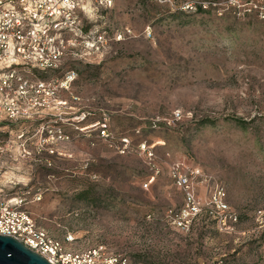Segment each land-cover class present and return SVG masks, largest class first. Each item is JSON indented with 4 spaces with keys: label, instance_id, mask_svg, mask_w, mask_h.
I'll list each match as a JSON object with an SVG mask.
<instances>
[{
    "label": "rangeland",
    "instance_id": "obj_1",
    "mask_svg": "<svg viewBox=\"0 0 264 264\" xmlns=\"http://www.w3.org/2000/svg\"><path fill=\"white\" fill-rule=\"evenodd\" d=\"M180 1L114 0L104 21L109 37L117 29L122 41L100 60L91 54L54 74L59 83L74 73L57 94L65 102L55 110L61 139L40 141L43 155L10 163L21 171L11 194L23 192L36 224L59 242L70 234L79 251L102 247L127 264H264V23L176 13ZM175 112L180 119L171 122ZM103 117L112 140L82 130ZM201 119L210 124L199 126ZM120 136L133 148L153 145L159 173L147 189L143 161L115 151ZM12 152L22 154L18 144ZM172 163L218 182L236 224L226 229L208 210L177 224L181 194L166 174ZM90 185L97 187L88 198L77 199ZM36 188L40 201L28 203ZM196 194L204 203L202 186Z\"/></svg>",
    "mask_w": 264,
    "mask_h": 264
},
{
    "label": "built area",
    "instance_id": "obj_2",
    "mask_svg": "<svg viewBox=\"0 0 264 264\" xmlns=\"http://www.w3.org/2000/svg\"><path fill=\"white\" fill-rule=\"evenodd\" d=\"M113 2L114 0H0V132L6 137L3 141L0 139V236L19 242L48 264H127L125 258L108 255L102 247L80 251L74 249V239L70 234L64 236L63 242L51 238L26 210L27 202L23 192L11 194L19 183L14 182L9 175L10 163L28 156L26 145L20 137L16 136L18 140L11 138L14 127L40 112L55 113L65 103L57 100L58 89L67 90L74 73L67 71L59 83L54 74L66 64L91 61V54L100 60L111 42L122 41V32L117 29L109 37V28L104 21ZM196 7L211 10L217 17L228 15L237 20L250 17L264 23V0L185 1L182 10L193 12ZM67 109L73 110L70 107ZM84 118L85 115L81 114L79 120ZM75 119L74 114V118L71 116L73 130ZM178 119L179 113H173L171 122ZM152 122L159 121L155 119ZM92 128H96L97 139H113L108 131L106 117L94 125L88 124L82 130L90 132ZM60 134L55 127L47 140H34L31 154L36 157L41 155L43 147L40 141H49L53 137L61 139ZM62 139L68 140V137L63 135ZM17 144L22 154L15 157L12 145ZM152 148L153 145H146L144 141L133 148L126 136H120L118 147H115L120 155H137L148 168L149 174L141 184L142 189H147L159 173ZM46 152L54 156L59 154L51 149ZM166 174L181 194V205L173 213L177 224L194 219L202 210H208L218 224L226 229L236 224V215L226 205L224 191L218 182L195 167L179 163L169 165ZM199 185L206 193L204 203H200L196 194ZM40 199V189L36 188L31 192L28 203H37Z\"/></svg>",
    "mask_w": 264,
    "mask_h": 264
},
{
    "label": "flooded vegetation",
    "instance_id": "obj_3",
    "mask_svg": "<svg viewBox=\"0 0 264 264\" xmlns=\"http://www.w3.org/2000/svg\"><path fill=\"white\" fill-rule=\"evenodd\" d=\"M68 114L74 118V112ZM58 120L59 117L56 113L40 112L37 115H33L32 117L19 122V125L14 127L15 133H20L19 137L22 138L21 141L26 145L28 156L31 154L28 150L31 148L34 140L37 138L47 140L48 135L52 132L53 128L58 127ZM73 129L74 128H72V130ZM41 155H43V153H41Z\"/></svg>",
    "mask_w": 264,
    "mask_h": 264
},
{
    "label": "water",
    "instance_id": "obj_4",
    "mask_svg": "<svg viewBox=\"0 0 264 264\" xmlns=\"http://www.w3.org/2000/svg\"><path fill=\"white\" fill-rule=\"evenodd\" d=\"M0 264H48L10 237L0 236Z\"/></svg>",
    "mask_w": 264,
    "mask_h": 264
},
{
    "label": "trees",
    "instance_id": "obj_5",
    "mask_svg": "<svg viewBox=\"0 0 264 264\" xmlns=\"http://www.w3.org/2000/svg\"><path fill=\"white\" fill-rule=\"evenodd\" d=\"M185 1H193V2H196L198 0H185ZM185 1H180V3H178V7L176 9V13H180V14H195V13H212L213 15H215L211 10H202L200 7H196L195 11H189V10H182V5ZM203 1H206V0H203ZM180 7V9H179ZM216 16V15H215ZM58 73V72H57ZM241 122V121H240ZM206 124H210V121L206 120V119H201L200 121H198V125L201 126V125H206ZM238 125L241 126V123H238ZM93 187H97L96 185H90V187H88L87 189L89 190H83V191H80L79 193L76 194V197L77 199H81V200H85L87 199L88 197V193L89 191H91V189ZM101 193L100 196L101 198L103 197V191L102 192H99ZM99 195V194H98ZM97 198V197H96Z\"/></svg>",
    "mask_w": 264,
    "mask_h": 264
},
{
    "label": "crops",
    "instance_id": "obj_6",
    "mask_svg": "<svg viewBox=\"0 0 264 264\" xmlns=\"http://www.w3.org/2000/svg\"><path fill=\"white\" fill-rule=\"evenodd\" d=\"M16 172L19 173L21 171L20 170L17 171V168H14V169L12 168V169H10L9 175L12 176V177H14V173H16Z\"/></svg>",
    "mask_w": 264,
    "mask_h": 264
},
{
    "label": "snow or ice",
    "instance_id": "obj_7",
    "mask_svg": "<svg viewBox=\"0 0 264 264\" xmlns=\"http://www.w3.org/2000/svg\"><path fill=\"white\" fill-rule=\"evenodd\" d=\"M109 2H110V0H109Z\"/></svg>",
    "mask_w": 264,
    "mask_h": 264
}]
</instances>
